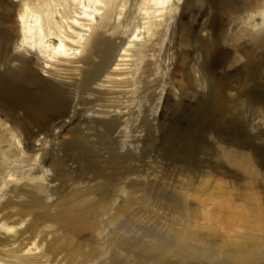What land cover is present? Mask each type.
<instances>
[{"label":"rangeland","instance_id":"374dc122","mask_svg":"<svg viewBox=\"0 0 264 264\" xmlns=\"http://www.w3.org/2000/svg\"><path fill=\"white\" fill-rule=\"evenodd\" d=\"M133 3L137 6L140 0ZM234 20H227L224 38L216 46L230 55L213 60L216 76L233 85L226 91L228 106L222 117L214 116L213 92L198 86L200 82L185 70L182 87L169 92L170 84L162 83L158 88L166 89L158 113L160 101L151 103L148 97L143 100L146 113L140 115L139 100L137 104L131 96L127 101L130 94L115 93L90 103L86 107L93 110L120 107L127 113L120 125L105 127L87 117L91 112L79 111V121L64 131V143L46 146L42 160L49 165L44 170L32 160L19 165L5 140L9 132L0 127L1 146L8 145V151L0 153V181L8 171L23 177L20 184L10 183L8 194L0 198V224L17 218L23 222L15 234L6 236L0 229V264H237L221 252L242 247L264 262V222L252 223L255 216L264 221V107L237 98L238 91L247 90L251 98L264 99V44L254 48L241 32L242 20ZM240 32L248 40L241 41ZM237 40L242 42L239 46ZM242 44L249 46L250 68L262 66L259 77L250 74L244 56L242 61L236 58L234 50ZM11 65L0 54V88L20 83L24 71ZM24 87L31 95L37 88ZM56 112L50 117L54 121ZM221 136L241 141L243 151L233 153L230 141L220 142ZM134 137L144 143L130 142L122 148L123 141ZM43 174L53 180L51 185L40 179ZM74 214H84L88 225L76 228L72 222L60 226L64 222L55 221ZM35 242L45 248L24 256L23 250ZM187 246L216 250L217 257H210V252L193 255Z\"/></svg>","mask_w":264,"mask_h":264},{"label":"bare ground","instance_id":"6f19581e","mask_svg":"<svg viewBox=\"0 0 264 264\" xmlns=\"http://www.w3.org/2000/svg\"><path fill=\"white\" fill-rule=\"evenodd\" d=\"M133 1L0 0V54L12 61L11 66L14 69L21 67L24 71L20 83L8 82L0 88V127L10 134L5 140L9 139L6 141L9 142L7 146L12 147V154L17 156L19 165L32 160L39 162L44 170L45 166L49 165L44 161L46 158L42 160L48 150L46 146L65 141L64 131L79 121L77 120L79 111L91 112L87 117L105 127L121 123L127 112L125 113L120 107L99 111L86 107L94 101H104L105 96L122 93L126 97V94L128 96L130 94L127 101H131V96L133 101L139 100V104L138 101L135 102L139 105L140 115L146 113V110H143V100L150 97L151 103L155 100L160 101L156 106L158 113L166 90L158 88L162 83H168L169 92L175 91L177 85H182L187 73L185 70H189L195 80L200 82L198 86L205 90L209 88L213 92L212 97L216 98L215 107L212 106L215 108L214 112L212 110L214 116H224L228 103L226 91L232 89L233 85L224 83V77L221 79L220 75V77L216 76L219 70L216 71L213 60L224 54L230 55L231 52L224 51L223 54L216 46L224 38L222 31L231 17L242 20V25L245 27L241 32L245 33V37L251 38V40L246 39L240 32L241 41L243 37L250 43L252 41L253 45L252 43L251 45L254 48L263 45L264 0H159L153 3L152 0H140L137 6ZM240 43L242 42L237 46ZM233 47L235 48L236 44ZM248 47L246 44L237 47L234 50L235 56L239 61H242L241 58L244 56L247 60L245 66L249 68L250 74L259 77L262 66L250 68ZM163 58L168 60L169 64L164 65ZM225 61L226 59L223 60L224 63ZM169 79L172 81H167ZM27 84L30 87L31 85L37 87L33 95L29 94L30 90L26 91L24 86ZM246 91H236L237 98L264 107V99L251 98ZM127 109L129 112V108ZM56 111H59L57 114L59 116L54 121L50 117L55 115ZM53 127L57 129L53 131ZM3 139V134H0V153L5 148L7 150V146L5 148H3L5 145L1 146ZM221 141L227 144L230 141L233 153L243 151L244 146L241 141L232 142L224 136H221ZM130 142L141 144L144 140L139 137H134L130 141L125 140L122 148H126ZM7 151L4 150L3 154L7 155L9 153ZM19 174L8 171L3 174L4 176L2 175L0 198L6 196L8 191L6 189L10 187V183L16 181H19L18 184L21 183L23 177ZM40 179L49 181L50 185L53 181L47 179L44 174ZM45 184L40 186L45 189L50 188ZM17 198L19 197L16 196ZM3 206L6 207V204L4 203ZM84 216V214H74L64 217V220L55 221L64 222L60 223V226L72 222L76 228H85L88 223ZM18 219L0 224V229L5 230L4 235L19 232L18 226L23 222L20 220L22 218ZM252 220H254L252 223L258 225L264 222L258 216L253 217ZM5 239L7 240L8 237ZM41 246L45 248V245ZM188 246L185 250L193 255L210 252V257H217L216 250L206 248L198 251ZM42 247L35 242L23 250L26 251L24 256L29 257L32 252L42 250ZM221 253L225 259L237 264H264L263 261H259L261 259L257 253L243 247L235 250L226 249Z\"/></svg>","mask_w":264,"mask_h":264}]
</instances>
